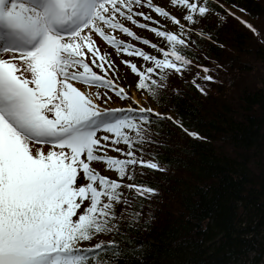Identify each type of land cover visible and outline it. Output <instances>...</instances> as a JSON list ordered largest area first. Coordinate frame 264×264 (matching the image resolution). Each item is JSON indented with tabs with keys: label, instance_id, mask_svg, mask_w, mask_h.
Listing matches in <instances>:
<instances>
[{
	"label": "snow or ice",
	"instance_id": "snow-or-ice-1",
	"mask_svg": "<svg viewBox=\"0 0 264 264\" xmlns=\"http://www.w3.org/2000/svg\"><path fill=\"white\" fill-rule=\"evenodd\" d=\"M167 2L184 11L177 16L153 0H0V264H108L114 242L83 243L119 234L129 207L139 219L142 202L158 194L136 182L140 169L164 171L143 158L154 143L148 133L164 120L183 125L134 99L120 69L135 76L137 91L162 99L173 74L183 77L193 65L185 52L211 11V0ZM196 77L191 83L206 94ZM113 97L124 106L109 107Z\"/></svg>",
	"mask_w": 264,
	"mask_h": 264
},
{
	"label": "trees",
	"instance_id": "trees-1",
	"mask_svg": "<svg viewBox=\"0 0 264 264\" xmlns=\"http://www.w3.org/2000/svg\"><path fill=\"white\" fill-rule=\"evenodd\" d=\"M209 6L194 26L203 36L193 34L185 52L193 65L183 77L173 74L162 99L153 98L183 125L165 120L148 133L154 143L143 158L164 171L140 169L145 174L137 183L158 194L142 202L139 219L129 207L119 234L110 232L117 249L105 257L108 264H230L257 244L252 233L264 230V0ZM194 77L206 94L191 83ZM259 246L250 264L260 263Z\"/></svg>",
	"mask_w": 264,
	"mask_h": 264
},
{
	"label": "rangeland",
	"instance_id": "rangeland-1",
	"mask_svg": "<svg viewBox=\"0 0 264 264\" xmlns=\"http://www.w3.org/2000/svg\"><path fill=\"white\" fill-rule=\"evenodd\" d=\"M153 2L154 3H158L161 6H167V9L169 11L173 12V14H175L177 16H180V14L184 11L182 8L181 9H174L167 2V0H153ZM229 10L235 11L238 14L239 17H242L243 19L246 20V15L241 10L232 9V8H229ZM145 11H147V9H145ZM160 19H161V25L164 26V28L166 30H169V31H176L177 30L174 25H171L170 21L169 22H165L163 20V18H160ZM262 22L264 23V18L262 19ZM127 26L130 27L134 32L137 33V35L141 36L142 38L149 39L153 43H157V44H160L161 46H164V43L160 40V38L156 37L151 32H149L147 30H144V29H139L138 27H136L135 25H132L131 23H127ZM118 38L124 39L126 41H130L131 43H134L137 47H142V48H144L145 51L151 52V54H154V55L157 54L154 50L150 49L148 46L143 45L139 41L131 40V38L125 37V36H123V34H118ZM101 49H102V51H106V52H109L110 54H112L113 59L116 58L115 51L111 47L106 46V45L101 43ZM125 58H127V57H125ZM133 62H135L137 64L142 63V61L139 58H133ZM117 63H118V61H117ZM216 77L219 78V75H216ZM135 79H136L135 76L133 74H131L129 70H127L124 67H121L119 82L122 84V86H124L126 88V90L130 91V94L133 96L134 99L139 100L140 103L144 107H150V108L154 109L158 113H161V114H164V115H167V116H171L174 121H180V118H179V116L177 114H175V113H173L171 111H166V110L161 109L160 106H158L157 103L153 100V98L148 95L147 92L141 93V92L137 91L136 88L134 87ZM129 85H133V86L129 89ZM92 91L95 92L96 89L93 88ZM113 101L114 102H111L109 104V107L124 106L123 102H121L120 100L116 99L115 97H113ZM170 122H172V121H170ZM109 154L110 155H115V153H111V152ZM150 157L155 159L156 156H150ZM94 166L97 167L98 170H103V168H104V166L101 165V164H95L94 163ZM105 174L112 175V173H110V172H106ZM138 179H139V177H138ZM138 179H137L136 182H138ZM245 218H246V221L243 222V225L247 224V217H245ZM254 220H255V218H254ZM256 231H257V233L253 232L252 234L254 235L255 239L257 240V244L258 245L255 244L254 247L251 250L247 251V252H241L243 254H241L239 256V258H237V259L234 258L231 261L230 264H250V262L252 260H254L255 256H257V254H258V250H260L259 249V247H260L259 243H262L264 245V230L263 229H259V230H256ZM100 238H103L107 243L108 242H113V240H114L113 236H112V233H110V232L101 233V234L97 235L90 242L83 243L82 246L83 247H88L89 245L90 246L95 245L98 242H100L99 241ZM260 260L261 261H260L259 264H264V254L261 256Z\"/></svg>",
	"mask_w": 264,
	"mask_h": 264
}]
</instances>
